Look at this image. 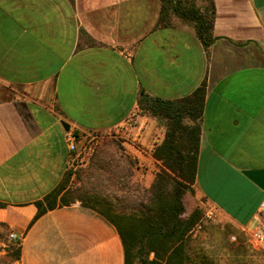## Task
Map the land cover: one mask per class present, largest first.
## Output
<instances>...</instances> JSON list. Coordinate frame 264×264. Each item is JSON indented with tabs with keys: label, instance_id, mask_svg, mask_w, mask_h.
I'll list each match as a JSON object with an SVG mask.
<instances>
[{
	"label": "crops",
	"instance_id": "1",
	"mask_svg": "<svg viewBox=\"0 0 264 264\" xmlns=\"http://www.w3.org/2000/svg\"><path fill=\"white\" fill-rule=\"evenodd\" d=\"M203 84L197 194L218 221L253 229L264 201V0H0V223L19 242L13 264H125L117 227L82 202L37 217L70 165L62 122L81 135L129 127L131 173L149 188L166 126L147 100H182Z\"/></svg>",
	"mask_w": 264,
	"mask_h": 264
},
{
	"label": "trees",
	"instance_id": "2",
	"mask_svg": "<svg viewBox=\"0 0 264 264\" xmlns=\"http://www.w3.org/2000/svg\"><path fill=\"white\" fill-rule=\"evenodd\" d=\"M194 16L199 20V35L207 45L204 39L207 26L201 15ZM205 94L203 84L182 100H147V109L165 121L167 132L163 142L154 150L155 158L162 161L163 167L152 186L143 190L145 202L140 203L136 212L128 209L117 212L85 203L117 227L125 249V264H192V229L199 215L195 211L187 220L182 219L185 210L183 195L197 178ZM61 192L59 187L37 202V217L57 206ZM137 193L140 195L141 190ZM71 201L63 196L61 203ZM202 261H208L207 257L203 256Z\"/></svg>",
	"mask_w": 264,
	"mask_h": 264
},
{
	"label": "rangeland",
	"instance_id": "3",
	"mask_svg": "<svg viewBox=\"0 0 264 264\" xmlns=\"http://www.w3.org/2000/svg\"><path fill=\"white\" fill-rule=\"evenodd\" d=\"M166 132L167 127L164 139ZM132 141L133 133L126 126L101 134L94 151L69 165L58 201L61 203L63 196H67L72 200L70 203L80 201L84 206L91 203L112 211L136 212L140 203L145 202L143 190L152 185L145 187L140 178L131 173L133 161L128 152ZM183 202V220L195 211L199 215L192 229V264H264V241H257L250 229L218 221L215 211L197 194L195 183L184 193ZM19 248L18 240L0 223V264H13L18 260ZM150 256L153 258L154 253ZM203 256L208 261H202Z\"/></svg>",
	"mask_w": 264,
	"mask_h": 264
},
{
	"label": "built area",
	"instance_id": "4",
	"mask_svg": "<svg viewBox=\"0 0 264 264\" xmlns=\"http://www.w3.org/2000/svg\"><path fill=\"white\" fill-rule=\"evenodd\" d=\"M101 134L97 132H89L87 134H78L75 130H69L67 132V146L71 153V160L69 164L73 165L78 158L86 156L88 153L94 151L98 143L100 142ZM260 221L253 228L250 229L254 238L259 241H264V201L262 202L259 210ZM12 237L17 238L12 234Z\"/></svg>",
	"mask_w": 264,
	"mask_h": 264
},
{
	"label": "water",
	"instance_id": "5",
	"mask_svg": "<svg viewBox=\"0 0 264 264\" xmlns=\"http://www.w3.org/2000/svg\"><path fill=\"white\" fill-rule=\"evenodd\" d=\"M62 124H63L64 128H65L67 131L70 130V124H69V123H67L66 121H63Z\"/></svg>",
	"mask_w": 264,
	"mask_h": 264
}]
</instances>
